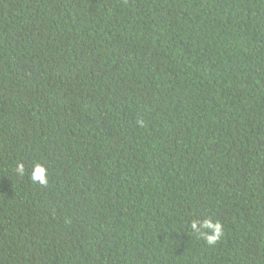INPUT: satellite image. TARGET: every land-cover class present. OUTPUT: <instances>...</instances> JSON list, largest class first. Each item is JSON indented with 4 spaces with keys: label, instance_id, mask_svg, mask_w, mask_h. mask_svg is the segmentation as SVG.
<instances>
[{
    "label": "trees",
    "instance_id": "trees-1",
    "mask_svg": "<svg viewBox=\"0 0 264 264\" xmlns=\"http://www.w3.org/2000/svg\"><path fill=\"white\" fill-rule=\"evenodd\" d=\"M0 264H264V0H0Z\"/></svg>",
    "mask_w": 264,
    "mask_h": 264
},
{
    "label": "clouds",
    "instance_id": "clouds-1",
    "mask_svg": "<svg viewBox=\"0 0 264 264\" xmlns=\"http://www.w3.org/2000/svg\"><path fill=\"white\" fill-rule=\"evenodd\" d=\"M16 172L18 174H24L25 168L22 163H17ZM31 180L38 182L40 185L48 184L47 169L41 164L37 163L34 165L31 172ZM193 232L198 233L204 237L209 245H214L223 236V225L217 221L213 223L211 220L193 221L190 225Z\"/></svg>",
    "mask_w": 264,
    "mask_h": 264
}]
</instances>
